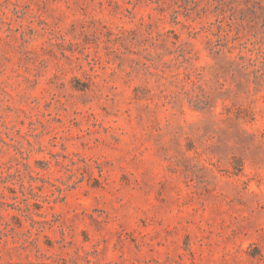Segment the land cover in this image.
Listing matches in <instances>:
<instances>
[{
  "label": "rangeland",
  "instance_id": "obj_1",
  "mask_svg": "<svg viewBox=\"0 0 264 264\" xmlns=\"http://www.w3.org/2000/svg\"><path fill=\"white\" fill-rule=\"evenodd\" d=\"M247 6L0 0V264H264Z\"/></svg>",
  "mask_w": 264,
  "mask_h": 264
},
{
  "label": "trees",
  "instance_id": "obj_2",
  "mask_svg": "<svg viewBox=\"0 0 264 264\" xmlns=\"http://www.w3.org/2000/svg\"><path fill=\"white\" fill-rule=\"evenodd\" d=\"M221 2V6L224 8L229 9V13L231 17L235 19H240V17H246L247 11L249 10V6L247 4L251 5V8H253L254 13H257V10H260L264 14V0H217ZM243 19V18H241ZM241 60H244L243 58H240ZM231 63H236L235 60H231Z\"/></svg>",
  "mask_w": 264,
  "mask_h": 264
}]
</instances>
